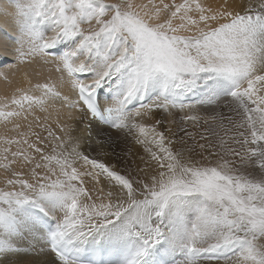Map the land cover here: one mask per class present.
Here are the masks:
<instances>
[{"label":"snow or ice","instance_id":"obj_1","mask_svg":"<svg viewBox=\"0 0 264 264\" xmlns=\"http://www.w3.org/2000/svg\"><path fill=\"white\" fill-rule=\"evenodd\" d=\"M9 7L0 264H264V0Z\"/></svg>","mask_w":264,"mask_h":264},{"label":"bare ground","instance_id":"obj_2","mask_svg":"<svg viewBox=\"0 0 264 264\" xmlns=\"http://www.w3.org/2000/svg\"><path fill=\"white\" fill-rule=\"evenodd\" d=\"M136 2L146 3L147 0H136ZM221 2L222 0H206V3L212 5L213 7H215L218 3ZM13 11L14 9L9 7L7 15H5L4 13H0V39L11 40L15 34V23L11 15ZM4 51L5 48L0 45V53ZM5 64H11V59L9 58V60H5ZM49 75H51L53 79L58 76V74H56L54 71L50 72V66H45L40 76H37L33 73L32 67L20 66L19 68L11 69L8 72V80H5L3 77H0V97L11 96L13 90L17 87H27L29 80H31L32 83H35L37 82V80H42L43 78L49 77ZM56 107L58 108L59 106L57 105ZM51 111L53 127H55L56 108H53ZM67 111L68 110H64L65 115L67 114ZM162 115L164 114H155L152 118L149 119V122L154 123L155 119H160ZM165 127H167V124H165ZM10 129L11 125H8L6 128L3 125V122L0 121V136L4 135L6 132L11 135L12 133L9 131ZM76 134L79 135V131H77ZM113 135L116 136L117 134L113 133ZM94 148L95 145L93 144L92 148L85 147V151L92 152ZM129 149H131L132 153L131 159L138 158L140 155L143 154V149L139 145H136L131 140L125 142L123 139L120 140L119 146L116 148V151L117 153H121L123 155V153H127ZM141 166L143 165L141 164ZM2 178L3 170L0 169V179Z\"/></svg>","mask_w":264,"mask_h":264}]
</instances>
